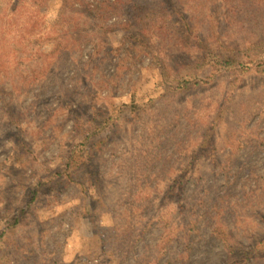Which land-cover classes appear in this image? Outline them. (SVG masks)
Returning a JSON list of instances; mask_svg holds the SVG:
<instances>
[{
    "label": "rangeland",
    "instance_id": "1",
    "mask_svg": "<svg viewBox=\"0 0 264 264\" xmlns=\"http://www.w3.org/2000/svg\"><path fill=\"white\" fill-rule=\"evenodd\" d=\"M13 1L0 264H264V0Z\"/></svg>",
    "mask_w": 264,
    "mask_h": 264
},
{
    "label": "trees",
    "instance_id": "2",
    "mask_svg": "<svg viewBox=\"0 0 264 264\" xmlns=\"http://www.w3.org/2000/svg\"><path fill=\"white\" fill-rule=\"evenodd\" d=\"M7 1L10 2V6H11V3H12L13 0H7ZM29 4H33V3H30L29 1L28 2H24V3L17 2L16 4H13L12 3V6L13 7H12V9L10 7L8 9V11L11 14L15 10L19 9L21 6H23V5L24 6H28ZM9 25H11V22L10 21H8V23L7 22H5L4 24L2 23L1 24V28L8 29L9 30L10 29V26ZM36 25H37V23L33 19H31V20L29 19V23L24 24V25H23V23L20 20L19 21H17V19L14 20V22H13V29L14 30H17V31L18 30H22L21 32H18V34H19V36H18L19 45L26 42L27 38L35 31ZM210 53H211V51L209 50V48H207V50L204 49L202 51L203 57L201 58V60L204 61V63H211ZM216 56L218 57V60L217 61L219 62V65H233L235 63V60H234L235 57L234 56L230 57V56L226 55L225 53H221V52H216ZM86 146H87V144H86V142H84L83 144L78 145L75 148V151H71V153L67 156L66 163H65V165H66L67 168H69V165H73V166L74 165L75 166L78 165L77 160H75V158L77 157V159H78L80 153H84V151L87 152ZM74 155H75V158H74ZM80 157H81V155H80ZM70 173L71 172H66L67 177H70V175H71ZM172 186H173V183L170 185V187H172ZM31 197H34V194H32ZM31 200H32V198H31ZM196 214H198V213L196 212ZM23 216H25V210H22L21 212H18L13 217L12 224L18 222ZM193 223H194L193 225L192 224H189V228L188 229L190 231L194 229L195 225H197L195 223V221ZM12 224L10 225V227H12ZM190 227H192V228H190ZM184 234L185 233L183 232V235ZM262 248H264V236H262L253 245V249H252L251 252L257 253ZM245 255H247V253H245Z\"/></svg>",
    "mask_w": 264,
    "mask_h": 264
}]
</instances>
